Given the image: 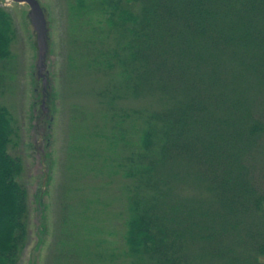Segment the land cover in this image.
Masks as SVG:
<instances>
[{"label": "trees", "instance_id": "obj_1", "mask_svg": "<svg viewBox=\"0 0 264 264\" xmlns=\"http://www.w3.org/2000/svg\"><path fill=\"white\" fill-rule=\"evenodd\" d=\"M73 3L76 16L96 15L101 34L106 28L115 39L108 62L116 64L122 93L148 92L164 105L134 116L135 149L123 170L134 181L125 192L131 264H189L187 237L166 220L172 181L198 172L231 218L264 212L246 160L264 136L254 109L264 104V0ZM13 36L0 7V60L9 57ZM13 133L0 106V264H18L29 239L22 162L9 153Z\"/></svg>", "mask_w": 264, "mask_h": 264}, {"label": "rangeland", "instance_id": "obj_2", "mask_svg": "<svg viewBox=\"0 0 264 264\" xmlns=\"http://www.w3.org/2000/svg\"><path fill=\"white\" fill-rule=\"evenodd\" d=\"M43 1L53 21L47 70L54 104L45 123L31 97L26 7L0 0L14 29L10 55L0 60V106L10 113L9 153L22 162L29 203V239L18 264H131L126 191L134 181L123 170L135 149L134 116L164 105L148 92L122 93L116 64L108 62L115 39L106 28L101 34L96 15L76 16L73 0ZM254 109L264 122V104ZM250 157L253 184L264 194V136ZM199 174L172 181L166 206L168 225L189 241V264H264V212L231 218Z\"/></svg>", "mask_w": 264, "mask_h": 264}, {"label": "water", "instance_id": "obj_3", "mask_svg": "<svg viewBox=\"0 0 264 264\" xmlns=\"http://www.w3.org/2000/svg\"><path fill=\"white\" fill-rule=\"evenodd\" d=\"M19 6H25L23 15L33 46V62L31 65V97L39 107V121L45 123L50 117L54 94L52 93V78L47 70V62L52 53L53 21L49 7L43 0H1ZM46 125V124H44Z\"/></svg>", "mask_w": 264, "mask_h": 264}]
</instances>
